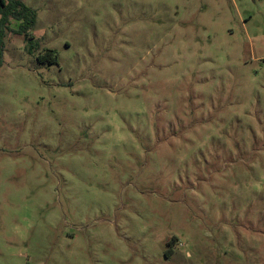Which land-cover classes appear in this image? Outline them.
Returning <instances> with one entry per match:
<instances>
[{"label": "rangeland", "instance_id": "374dc122", "mask_svg": "<svg viewBox=\"0 0 264 264\" xmlns=\"http://www.w3.org/2000/svg\"><path fill=\"white\" fill-rule=\"evenodd\" d=\"M21 1L0 264H264V0Z\"/></svg>", "mask_w": 264, "mask_h": 264}, {"label": "trees", "instance_id": "16d2710c", "mask_svg": "<svg viewBox=\"0 0 264 264\" xmlns=\"http://www.w3.org/2000/svg\"><path fill=\"white\" fill-rule=\"evenodd\" d=\"M35 20L36 12L27 7L21 0H0V68L4 64V39L6 31H11V22L20 23L19 29L15 31L17 35H23L33 40L30 33L35 25ZM46 58H50V65L58 62L55 51H48Z\"/></svg>", "mask_w": 264, "mask_h": 264}, {"label": "clouds", "instance_id": "9594fccd", "mask_svg": "<svg viewBox=\"0 0 264 264\" xmlns=\"http://www.w3.org/2000/svg\"><path fill=\"white\" fill-rule=\"evenodd\" d=\"M183 255L185 256L186 259H191V256H190V253L189 252L185 251L183 253Z\"/></svg>", "mask_w": 264, "mask_h": 264}]
</instances>
